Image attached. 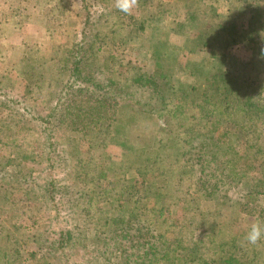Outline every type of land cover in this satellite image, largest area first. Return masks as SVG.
I'll use <instances>...</instances> for the list:
<instances>
[{"label": "rangeland", "instance_id": "374dc122", "mask_svg": "<svg viewBox=\"0 0 264 264\" xmlns=\"http://www.w3.org/2000/svg\"><path fill=\"white\" fill-rule=\"evenodd\" d=\"M116 2L0 0V264H86L87 248L61 247L56 231L87 218L88 227L78 235L92 248L106 236L91 228H105L102 220L110 208L106 195L127 213L148 209L143 224L165 232L170 254L178 242L193 244L196 232L191 226L220 237L243 234L252 224L264 223V191H259L264 190V107L261 118L256 105L243 106L248 117L216 125V141L226 149L220 156L234 163L216 174L205 169L204 181L216 182L209 197L194 185L186 192L201 174L188 155L174 151L161 159L172 162L166 167L171 176L181 164L186 168L181 193L166 191L158 197L141 190L154 175L138 176L139 150L162 138L159 128L167 107L123 109L128 93L132 95L125 81L139 70L157 73L175 88L196 81L205 86L204 78L220 65L222 53L212 57L222 46L218 24L225 22L230 29L245 26L248 5L257 6L262 18L256 39L264 46V0H137L130 14L120 11ZM226 55L233 70L249 60L251 52L240 42ZM88 77L98 84L97 94L109 87L122 100L109 113L126 119L123 127L109 132L110 114L86 125V111L75 105L65 109L66 129L53 122L55 109L56 122L62 117L66 91L73 83L94 87ZM261 78L264 81V72ZM138 92L141 98L144 94ZM123 110L134 114L132 119L122 115ZM122 140L127 147L118 144ZM124 180L138 192L131 197L123 193ZM152 207L165 209L156 213ZM262 259L263 251L256 264H264ZM115 261L97 257L87 264H120Z\"/></svg>", "mask_w": 264, "mask_h": 264}, {"label": "trees", "instance_id": "16d2710c", "mask_svg": "<svg viewBox=\"0 0 264 264\" xmlns=\"http://www.w3.org/2000/svg\"><path fill=\"white\" fill-rule=\"evenodd\" d=\"M248 7L250 18L246 25L240 29H230V27L228 28L225 25V22L218 24V33L222 35V46L220 47V53H216L212 57H218L222 53L219 58L220 65L204 78L205 86L196 81L192 84L182 85V87L179 85L175 88L169 80L158 76L157 73L145 72L147 70H139L140 73L137 76L125 81L126 89L131 91L133 100L132 95L128 93V97H125L123 109L129 111L134 109L136 111H141L142 109V111H153V109H159V105L164 104L167 107L159 128V133L163 134L162 138L158 140L157 144L154 137L156 145L154 144L148 149L141 148L139 150V159L141 160L135 169L138 176L142 177L145 174L154 175V179L144 186L142 185L141 190L147 189L151 195L158 197L164 195L163 192L166 191L181 193L179 191L184 187L183 176L186 168L183 169L181 164L180 168L174 171L171 176V173L167 174L166 167H171L172 162H166L161 159L164 156L167 157L166 152L174 151L188 155L193 160L191 164L201 174V177L199 176L197 180L188 184L189 188L186 192L194 185L195 190L204 191L206 194L204 192L202 194L206 195V197L211 196L215 192L216 182H212L210 178L204 181L206 170L209 173L216 174L219 169H226L225 165L234 163V161L230 159L229 161L228 158L220 156L222 153L226 154V149L224 145L216 141V125L223 120L239 122L240 117L243 115L247 116L245 108L248 109L247 107H250L251 109L253 105L257 106V115L260 114L258 115L260 117L257 118L262 117L264 81L261 78V74L264 72V46H260L256 39L262 18L257 14V6L248 5ZM204 12H207V10ZM230 17L231 15H229ZM191 19L194 21L196 17L192 15ZM240 42L251 52V57L249 60L242 61L233 70H229L226 55L227 49ZM89 77L87 78L88 81L91 80ZM108 83L111 82L109 81ZM92 84L94 87L89 89L88 86L75 85L74 83L72 88L69 86L70 89L66 91L68 102H64L61 108L62 111L64 110L62 117L59 116L60 120L56 122L58 112L55 109L52 118L53 122L61 124V127L66 129L69 113L65 109L75 105V108H81L86 111V125L103 115L108 117L110 114L113 117L112 122L106 125L109 132L110 130L113 131L115 127H123L126 119L122 120L121 117V120L114 118V115L109 113L112 109L116 111L117 104L122 100L117 99V95L109 87L103 95L97 94L98 84L93 83V80L89 82V85ZM199 84L203 87H199ZM221 86L224 89H221ZM135 91H139L140 96L146 94V97L143 95L141 98H137ZM76 103L80 104L77 105ZM82 104H87V107ZM144 106H147V108H144ZM243 106L245 108H242ZM124 111H122V115L127 113V111ZM133 115L130 114L131 118H129L132 119ZM45 118L49 119L50 117L45 116ZM116 119L119 120V124ZM123 142L126 141L122 140L118 144L121 147H127ZM115 143L112 145H115ZM115 146L119 147L118 145ZM163 161L166 162V166H163L165 165ZM160 179V182H162L161 186L157 187L155 184ZM260 182L258 181L257 183L261 187L262 184ZM213 186L214 189H212ZM154 188L157 190L154 191ZM122 189H124L123 193L129 197L138 192L133 190L132 184H129L126 180L123 181ZM158 189H161V191L159 192ZM51 190L56 191L57 189L52 186ZM104 201L110 206L109 210L104 213L105 216L102 220V227L105 226V228L102 230L101 227L98 228L95 224L91 228L97 229L102 234L106 233V236L96 243H91L92 248H89L86 242L80 241L79 231L87 228L90 222L89 219L85 218L79 223H74L73 227L56 231L58 233L57 241L61 247L66 244L70 246V250L72 246L78 245L82 248H87L85 252L87 260L103 257L109 262L112 259H116L115 262L120 264H207L206 262L208 261H221L226 264H256L258 256L262 251L264 252V238L255 245L249 244L245 239L249 228L243 234H230L227 236L223 234L217 237L215 234L207 232L206 229L201 230L197 226H191L196 232L193 244L190 247H185L182 244H178V242L172 247V254H170L167 251L169 246H166V241L163 240L165 232L155 231L149 225L143 224V221L147 219L146 211L148 209H142L141 214L127 213V209L124 206L122 209L116 207V204H111L107 195ZM164 209L165 207L157 211L155 207H152V210L156 213H161ZM263 224L261 223L260 225L263 226ZM213 248H217L215 253L212 250ZM203 261L206 262L203 263Z\"/></svg>", "mask_w": 264, "mask_h": 264}, {"label": "clouds", "instance_id": "9594fccd", "mask_svg": "<svg viewBox=\"0 0 264 264\" xmlns=\"http://www.w3.org/2000/svg\"><path fill=\"white\" fill-rule=\"evenodd\" d=\"M137 0H117L116 7L124 12L130 14L132 9L136 6ZM262 238H264V226L259 223L252 224L246 233L245 239L249 244H257Z\"/></svg>", "mask_w": 264, "mask_h": 264}]
</instances>
